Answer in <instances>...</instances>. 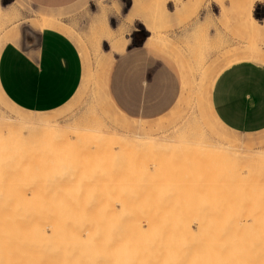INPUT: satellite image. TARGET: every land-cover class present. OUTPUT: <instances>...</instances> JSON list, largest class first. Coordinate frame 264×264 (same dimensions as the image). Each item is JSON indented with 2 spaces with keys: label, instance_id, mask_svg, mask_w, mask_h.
<instances>
[{
  "label": "bare ground",
  "instance_id": "bare-ground-1",
  "mask_svg": "<svg viewBox=\"0 0 264 264\" xmlns=\"http://www.w3.org/2000/svg\"><path fill=\"white\" fill-rule=\"evenodd\" d=\"M94 7L108 30L111 12L126 22ZM53 66H0V264H264L261 77L148 100L122 82L80 96Z\"/></svg>",
  "mask_w": 264,
  "mask_h": 264
},
{
  "label": "rangeland",
  "instance_id": "rangeland-1",
  "mask_svg": "<svg viewBox=\"0 0 264 264\" xmlns=\"http://www.w3.org/2000/svg\"><path fill=\"white\" fill-rule=\"evenodd\" d=\"M9 1L0 0V66L35 76L54 61L58 76L81 87L80 96L90 87L106 90L107 82L109 92L122 82L148 100L152 87L201 95L241 90L232 87L243 82L250 91L257 77L264 82V0H109L126 18L119 23L111 12L110 30L95 0H65L58 9L55 0H23L8 9ZM43 83L38 95H25H35L59 123L67 111L52 112Z\"/></svg>",
  "mask_w": 264,
  "mask_h": 264
}]
</instances>
